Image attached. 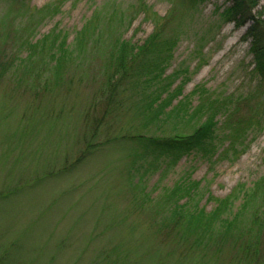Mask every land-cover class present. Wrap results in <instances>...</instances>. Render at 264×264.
I'll return each instance as SVG.
<instances>
[{
	"label": "rangeland",
	"instance_id": "obj_1",
	"mask_svg": "<svg viewBox=\"0 0 264 264\" xmlns=\"http://www.w3.org/2000/svg\"><path fill=\"white\" fill-rule=\"evenodd\" d=\"M141 2L150 15L177 8L172 30L184 21L165 73L184 70L174 83L188 78L179 98L193 95L195 106L197 87L225 95L259 79L245 36L249 24L224 15L230 0H198L189 9L177 0H0V250H9L13 264H200L161 226L159 197L187 176L200 181L199 206L215 207L210 194L232 196L236 211L264 175V118L236 155L211 162L192 151L171 164L131 137L162 134L155 124L143 126L134 108L102 115V105L95 106L104 51L89 47L80 56L75 48L59 80L40 48L26 60L30 44L46 35L65 34L72 44L90 21L108 31L115 10L130 12ZM144 14L121 27L125 39L142 44L153 32Z\"/></svg>",
	"mask_w": 264,
	"mask_h": 264
},
{
	"label": "trees",
	"instance_id": "obj_2",
	"mask_svg": "<svg viewBox=\"0 0 264 264\" xmlns=\"http://www.w3.org/2000/svg\"><path fill=\"white\" fill-rule=\"evenodd\" d=\"M177 1L189 9L198 0ZM230 1L224 15L237 26L249 24L245 36L251 41L254 71L259 76L256 85L247 91L224 95L211 93L201 86L192 91V94H199L197 105L193 106V95L179 98L188 78L183 76L176 86L174 83L184 70L165 73L174 48L186 31L184 21L177 22L172 30L177 8L168 16L157 12L150 15L143 2L130 12L115 10L117 20H112L108 31L90 21L78 31L72 44L65 34H48L30 44L31 53L26 60L33 59L40 48L49 54L56 80H59L60 68L76 51L80 56L91 49L101 54L104 51V80L95 94V106L102 105V115L134 108L143 119V126L155 124L154 130L163 132L150 136L141 132L131 135L146 152L154 153L157 158L160 154L167 155V161L172 164L196 151L213 162L226 157L229 151L238 154V145L246 143L249 133L260 126L264 118V4L262 0ZM141 11L145 19H153L154 30L142 44H135L124 38L121 27L126 22L132 23ZM89 43L93 46H88ZM97 121H100L99 116H95ZM168 121L172 123L168 125ZM97 127L95 125L91 137L98 133ZM226 140L229 143L219 156L218 150ZM92 144L89 141L88 145ZM93 146L98 147L95 143ZM199 185L200 181L185 176L162 193L158 200L161 226L174 231L178 242L188 245L187 254L199 257L200 264H264V175L244 191L243 201L236 211L231 208L232 196L217 198L210 194L209 197L216 201L215 207L207 211L199 206L195 200L199 197ZM5 249L0 250V264H13L9 250Z\"/></svg>",
	"mask_w": 264,
	"mask_h": 264
}]
</instances>
